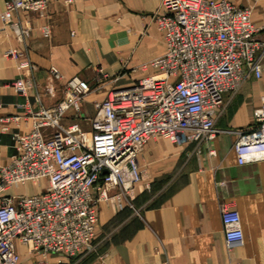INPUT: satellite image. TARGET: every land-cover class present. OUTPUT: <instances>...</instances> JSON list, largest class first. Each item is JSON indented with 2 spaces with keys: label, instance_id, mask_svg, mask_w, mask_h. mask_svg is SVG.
Instances as JSON below:
<instances>
[{
  "label": "built area",
  "instance_id": "built-area-1",
  "mask_svg": "<svg viewBox=\"0 0 264 264\" xmlns=\"http://www.w3.org/2000/svg\"><path fill=\"white\" fill-rule=\"evenodd\" d=\"M55 1L75 2L5 0L1 17L23 38L28 29L21 14L43 15ZM156 23L165 51L143 64L154 73L119 87V74L102 71L111 85L102 100L93 102L88 129L66 115L73 109L78 116L91 91L80 75L65 80L64 97L52 106L37 96L39 108L26 115L32 118L31 128L14 133L16 153L0 166V264H21L17 243L41 255L28 264H64L80 255L94 239L99 205L121 204L143 179L138 154L149 140L211 141L219 131L216 121L225 108V93L237 92L250 75L264 72V26L254 23L250 6L229 0H161ZM43 32L50 35V28ZM7 55L19 54L9 50ZM20 66L32 64L25 60ZM49 70L54 78L63 77L57 67ZM12 85L27 96L28 80L18 78ZM254 115V127L236 131L233 149L240 165L264 160V97ZM7 130L0 126L1 132ZM28 182L41 191L9 193ZM221 219L231 254L244 242L233 201L221 204ZM226 264L246 263L230 258Z\"/></svg>",
  "mask_w": 264,
  "mask_h": 264
},
{
  "label": "crops",
  "instance_id": "crops-1",
  "mask_svg": "<svg viewBox=\"0 0 264 264\" xmlns=\"http://www.w3.org/2000/svg\"><path fill=\"white\" fill-rule=\"evenodd\" d=\"M229 1L250 6L254 23L264 26V0ZM4 8L0 0V126H8L0 131V166L16 153L14 133L31 128L32 118L26 115L40 103L52 106L62 100L66 79L77 74L91 85L78 116L74 110L67 115L88 129L93 102L102 100L111 85L101 72L119 74L118 86L129 87L154 73L143 64L165 51L156 23L161 0L55 1L43 15L21 14L28 29L23 38L3 21ZM9 50L19 55L8 56ZM25 60L32 66L21 67ZM51 66L60 70L61 79L52 76ZM18 78L30 82L26 97L12 85ZM263 97L264 72L252 74L237 92L225 93V108L216 121L219 131L211 141L149 140L138 154L143 179L121 204L99 205L97 251L64 264H226L230 258L264 264V160L240 165L233 149L236 131L254 127ZM35 186L16 185L9 193L41 191ZM225 201L235 203L243 228V245L231 254L221 219ZM17 250L21 264L41 257L20 243Z\"/></svg>",
  "mask_w": 264,
  "mask_h": 264
},
{
  "label": "rangeland",
  "instance_id": "rangeland-1",
  "mask_svg": "<svg viewBox=\"0 0 264 264\" xmlns=\"http://www.w3.org/2000/svg\"><path fill=\"white\" fill-rule=\"evenodd\" d=\"M74 113L73 109H70L68 110V112L66 113V115H70ZM46 182L44 181L42 184L44 185ZM46 185V184H45ZM35 188H40V186H35ZM98 240L99 238L98 237H95L92 241V244L90 247L86 248L84 251L81 252L80 255L77 256V258L83 256V255H86V254H89V253H94L95 251H97V246H98Z\"/></svg>",
  "mask_w": 264,
  "mask_h": 264
}]
</instances>
